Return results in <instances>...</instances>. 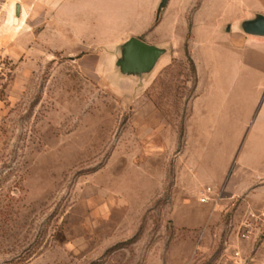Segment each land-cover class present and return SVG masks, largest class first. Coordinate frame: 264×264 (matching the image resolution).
Masks as SVG:
<instances>
[{
  "label": "rangeland",
  "instance_id": "374dc122",
  "mask_svg": "<svg viewBox=\"0 0 264 264\" xmlns=\"http://www.w3.org/2000/svg\"><path fill=\"white\" fill-rule=\"evenodd\" d=\"M159 2L0 0V264H264V0Z\"/></svg>",
  "mask_w": 264,
  "mask_h": 264
},
{
  "label": "water",
  "instance_id": "95a60500",
  "mask_svg": "<svg viewBox=\"0 0 264 264\" xmlns=\"http://www.w3.org/2000/svg\"><path fill=\"white\" fill-rule=\"evenodd\" d=\"M169 0H160L156 9V18L167 6ZM20 5L14 8V24L20 17ZM228 27L226 31H228ZM238 31L245 36L264 38V15L254 14L238 24ZM119 55L115 59V66L119 73L127 77H139L151 74L162 65L166 51L169 49L160 45L147 44L135 37H128L119 42ZM116 48V46H115Z\"/></svg>",
  "mask_w": 264,
  "mask_h": 264
},
{
  "label": "crops",
  "instance_id": "0c3cea01",
  "mask_svg": "<svg viewBox=\"0 0 264 264\" xmlns=\"http://www.w3.org/2000/svg\"><path fill=\"white\" fill-rule=\"evenodd\" d=\"M69 1H72V0H69ZM201 2H202V0H200ZM244 1H248L249 2V0H244ZM153 2L155 3L156 2V0H153ZM158 2H159V0H158ZM255 2H257V1H255ZM19 5H20V3H19ZM20 9H21V5H20ZM198 11H199V8L197 9ZM196 10V12H195V14H194V19H195V21H196V16H197V11ZM254 10H256V8L254 7V8H251L249 5H247V6H245V7H243L242 8V11H241V15H240V18H245V19H248V18H250L251 16H253L254 14H261V15H264V14H262V13H259V12H253ZM21 14V17H19L18 18V21H20L21 19H22V17H23V19H24V16H25V12H24V10H22V13H20ZM195 27V26H194ZM229 28V27H228ZM229 30V29H228ZM226 32H228V31H226ZM236 34H238L239 36H240V38H241V41L243 42V43H245V44H264V38H259V37H252V36H245V35H243L242 33H240L239 31L236 33ZM123 37V36H122ZM121 37V38H122ZM120 38V39H121ZM247 41H250V42H247ZM147 44H152V45H158V44H156V43H147Z\"/></svg>",
  "mask_w": 264,
  "mask_h": 264
},
{
  "label": "bare ground",
  "instance_id": "6f19581e",
  "mask_svg": "<svg viewBox=\"0 0 264 264\" xmlns=\"http://www.w3.org/2000/svg\"><path fill=\"white\" fill-rule=\"evenodd\" d=\"M13 20H14V15H13L12 12H11V13L9 14V23H10V25L14 28V30L19 29L20 26H21V24H22L23 17H22V19H21L20 21H18V19H17V21H16L15 24H14Z\"/></svg>",
  "mask_w": 264,
  "mask_h": 264
},
{
  "label": "built area",
  "instance_id": "2783aa9c",
  "mask_svg": "<svg viewBox=\"0 0 264 264\" xmlns=\"http://www.w3.org/2000/svg\"><path fill=\"white\" fill-rule=\"evenodd\" d=\"M202 201H205V199H202ZM235 256L237 257L238 256V253L235 254ZM238 264V263H237ZM240 264V263H239Z\"/></svg>",
  "mask_w": 264,
  "mask_h": 264
}]
</instances>
